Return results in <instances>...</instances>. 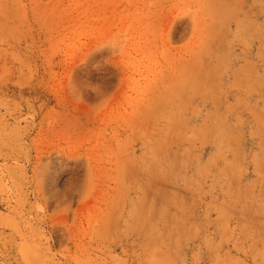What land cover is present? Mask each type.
Returning <instances> with one entry per match:
<instances>
[{
    "label": "rangeland",
    "instance_id": "374dc122",
    "mask_svg": "<svg viewBox=\"0 0 264 264\" xmlns=\"http://www.w3.org/2000/svg\"><path fill=\"white\" fill-rule=\"evenodd\" d=\"M0 264H264V0H0Z\"/></svg>",
    "mask_w": 264,
    "mask_h": 264
}]
</instances>
